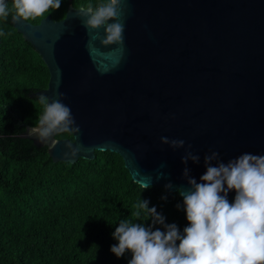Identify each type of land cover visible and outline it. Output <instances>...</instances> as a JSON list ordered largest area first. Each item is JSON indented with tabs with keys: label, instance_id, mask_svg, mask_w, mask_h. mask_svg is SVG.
I'll list each match as a JSON object with an SVG mask.
<instances>
[{
	"label": "water",
	"instance_id": "1",
	"mask_svg": "<svg viewBox=\"0 0 264 264\" xmlns=\"http://www.w3.org/2000/svg\"><path fill=\"white\" fill-rule=\"evenodd\" d=\"M75 17L69 4L59 21L10 19L49 73L47 88L30 97L63 93L81 128L72 141L56 135L54 148L25 128L19 137L46 148L53 163L108 151L134 183L150 182L171 202L187 187L183 169L199 182L211 151L225 163L245 152L264 155V0H127L124 49H100L108 60L89 50L91 34ZM161 137L184 140L200 162L184 165L185 149L162 145ZM67 142L80 149L75 159L64 158ZM169 182L175 187L166 191Z\"/></svg>",
	"mask_w": 264,
	"mask_h": 264
},
{
	"label": "trees",
	"instance_id": "2",
	"mask_svg": "<svg viewBox=\"0 0 264 264\" xmlns=\"http://www.w3.org/2000/svg\"><path fill=\"white\" fill-rule=\"evenodd\" d=\"M104 0H62L61 8L28 19L37 25L45 16L54 21L74 8ZM7 20L0 18V264H128L131 254L117 258L110 248L121 220L153 226L151 216L135 205L147 200L178 229L188 226L178 193L171 202L158 187L134 183L118 155L95 152L91 161L53 163L46 148L19 136L34 126L43 106L30 95L47 88L49 73L41 58ZM57 139L72 140L68 133ZM155 228L163 226L155 225Z\"/></svg>",
	"mask_w": 264,
	"mask_h": 264
},
{
	"label": "clouds",
	"instance_id": "3",
	"mask_svg": "<svg viewBox=\"0 0 264 264\" xmlns=\"http://www.w3.org/2000/svg\"><path fill=\"white\" fill-rule=\"evenodd\" d=\"M126 3L127 0H104L96 6L87 4L74 8L75 18L91 34L87 47L102 60L111 57V53L100 51L105 46H116V51L123 52ZM61 4L62 0H13V21L41 17L50 9H60ZM9 14L5 0H0V18L7 20ZM64 99L59 91L55 99L44 95L36 99L43 111L27 133L49 148L56 146V135L68 133L76 137L81 132ZM160 143L173 150L185 149L182 139L161 137ZM65 148L66 160L75 159L80 152L70 142L65 143ZM189 161L200 162V156L191 151V145L181 157L184 165ZM203 161L205 172L199 182L186 166L182 176L187 187L176 189L183 200L177 208L183 207L188 222L183 232L175 223L166 224L165 217L154 206L149 208L147 200H140L135 205L134 215L139 217V210H145L151 216L152 225H161L163 230L121 220L113 233L118 243L111 246V253L117 258L130 253L128 264H264V155L245 152L225 163L219 152L211 151ZM163 175L159 173L157 179ZM140 186L147 189L151 184L140 183ZM174 187L171 182L165 185L166 191ZM230 192H235L233 201L228 199Z\"/></svg>",
	"mask_w": 264,
	"mask_h": 264
},
{
	"label": "flooded vegetation",
	"instance_id": "4",
	"mask_svg": "<svg viewBox=\"0 0 264 264\" xmlns=\"http://www.w3.org/2000/svg\"><path fill=\"white\" fill-rule=\"evenodd\" d=\"M70 141H72V140H70Z\"/></svg>",
	"mask_w": 264,
	"mask_h": 264
}]
</instances>
